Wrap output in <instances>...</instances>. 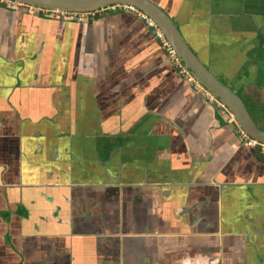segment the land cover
I'll use <instances>...</instances> for the list:
<instances>
[{
    "label": "crops",
    "instance_id": "0c3cea01",
    "mask_svg": "<svg viewBox=\"0 0 264 264\" xmlns=\"http://www.w3.org/2000/svg\"><path fill=\"white\" fill-rule=\"evenodd\" d=\"M151 1L202 53L226 0ZM238 130L137 16L0 6V264H264V156Z\"/></svg>",
    "mask_w": 264,
    "mask_h": 264
},
{
    "label": "flooded vegetation",
    "instance_id": "af4514ba",
    "mask_svg": "<svg viewBox=\"0 0 264 264\" xmlns=\"http://www.w3.org/2000/svg\"><path fill=\"white\" fill-rule=\"evenodd\" d=\"M216 1L219 2V0ZM229 3L230 0H226L221 7V11H224L223 14L221 12L215 16H213V14L211 15L214 19L210 24H207V41H205V48L202 50V53L194 50L187 39V33L181 28V25L176 22L175 18L170 16L164 8L161 9L176 22L187 44L205 66L211 70L212 67L217 68V65L219 67H224L226 72L219 74L215 72L217 77L220 81L229 86L243 103L244 100L246 101L248 98L259 103L262 101L264 102V0H236L233 3V8H227ZM217 7H220V5H217L214 10L218 9ZM230 9H233V13L230 12L228 15L225 11L229 12L228 10ZM62 12H67L69 15L51 17V19L65 22L69 20L90 22L98 15L112 13L104 11L97 12L94 17L89 15L80 17L79 14L82 12ZM218 12H220V9ZM75 13L76 15H74ZM238 17H240V19H238ZM215 33L218 34L219 40L214 37ZM195 36L204 38L201 33H195ZM211 37L212 39H216L215 42H211ZM189 84L199 90L208 100L204 95V91H209L203 88L200 83L201 89L196 88L192 83ZM209 93L212 95L211 92ZM214 99L215 101H208L218 107H222L228 114V117L236 124L234 118L227 111L225 106L217 98L214 97ZM236 126L238 127L237 124Z\"/></svg>",
    "mask_w": 264,
    "mask_h": 264
},
{
    "label": "water",
    "instance_id": "95a60500",
    "mask_svg": "<svg viewBox=\"0 0 264 264\" xmlns=\"http://www.w3.org/2000/svg\"><path fill=\"white\" fill-rule=\"evenodd\" d=\"M28 6L68 12H89L113 4L131 5L152 19L163 33L183 66L203 88L212 93L232 115L238 127L250 138L264 143L260 130L238 95L203 64L187 44L176 22L151 0H11Z\"/></svg>",
    "mask_w": 264,
    "mask_h": 264
},
{
    "label": "built area",
    "instance_id": "2783aa9c",
    "mask_svg": "<svg viewBox=\"0 0 264 264\" xmlns=\"http://www.w3.org/2000/svg\"><path fill=\"white\" fill-rule=\"evenodd\" d=\"M0 6L10 9V10H17V9H25L29 12L33 13L37 16H47V17H56V16H66L69 15L67 12H62L59 10H49L44 8H38V7H31L28 5H24L15 1L11 0H0ZM112 12V13H127V14H133L137 16L140 20L144 22V24L152 30L154 37L159 42L161 48L166 53L169 61L173 65L174 69L178 71V73L183 76V78L189 82L192 83L196 88L201 89V86L195 79L191 76V74L187 71V69L183 66L180 59L177 57L175 51L163 35V33L160 31L158 26L155 24V22L150 19L147 15H145L143 12L138 10L137 8L128 5V4H113L106 6L104 8H100L94 11L89 12H82L79 14L80 17L83 15L85 16H93L97 12ZM76 15V13L74 14ZM204 95L208 98L209 101H215L214 97L207 91H204ZM238 138L241 142V144L246 148H257L259 150V153L261 156H264V143L258 142L252 138H250L246 133H244L240 128H238Z\"/></svg>",
    "mask_w": 264,
    "mask_h": 264
},
{
    "label": "trees",
    "instance_id": "16d2710c",
    "mask_svg": "<svg viewBox=\"0 0 264 264\" xmlns=\"http://www.w3.org/2000/svg\"><path fill=\"white\" fill-rule=\"evenodd\" d=\"M244 104L256 126L264 130V102L259 103L248 98L244 100Z\"/></svg>",
    "mask_w": 264,
    "mask_h": 264
},
{
    "label": "rangeland",
    "instance_id": "374dc122",
    "mask_svg": "<svg viewBox=\"0 0 264 264\" xmlns=\"http://www.w3.org/2000/svg\"><path fill=\"white\" fill-rule=\"evenodd\" d=\"M263 94H264V92H263Z\"/></svg>",
    "mask_w": 264,
    "mask_h": 264
}]
</instances>
